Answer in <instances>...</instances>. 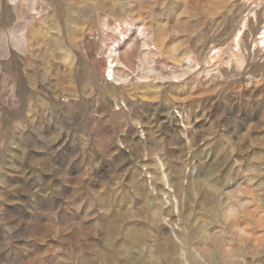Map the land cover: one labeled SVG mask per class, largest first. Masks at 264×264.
Listing matches in <instances>:
<instances>
[{
    "label": "rangeland",
    "instance_id": "obj_1",
    "mask_svg": "<svg viewBox=\"0 0 264 264\" xmlns=\"http://www.w3.org/2000/svg\"><path fill=\"white\" fill-rule=\"evenodd\" d=\"M263 30L264 0H0V264H264Z\"/></svg>",
    "mask_w": 264,
    "mask_h": 264
},
{
    "label": "bare ground",
    "instance_id": "obj_2",
    "mask_svg": "<svg viewBox=\"0 0 264 264\" xmlns=\"http://www.w3.org/2000/svg\"><path fill=\"white\" fill-rule=\"evenodd\" d=\"M244 2H245V0H244ZM245 26H246V23L244 22L243 23V27H245ZM113 28H114L113 29L114 32L112 33V35L117 36V39L116 40L114 39L112 42H110V43H112L111 47H109V51H110L109 52L110 53L109 56L111 57V65L108 67L107 75L109 77L113 78L116 81H121L122 82V81H125V80L128 79L127 78L128 77V73H126V72L124 73V71H129L131 69V61H132V52L131 51H132V47H130L129 52L127 54V57L125 59H122V57H121L122 54H120L119 48H120V46L123 43H126V40L128 38L125 37L126 34L123 33L121 30H120L119 34H117V32H116L117 26L116 27H113ZM145 30L146 29L144 28V26L140 27L139 28L140 34L141 35H144L145 34ZM242 32H243V30L240 29L234 35V42L236 43L237 49L234 48L233 49V52L236 53V55L240 56V58H238L239 60L237 59L238 61H241L242 60V58H241V51H240V41L242 40ZM262 33H264V30L262 31ZM122 34L124 36V41H122L120 39V35H122ZM145 37L146 36L142 37V40H143L142 43H143V45L147 46L148 45V42H147V39ZM111 38L112 37H110V39ZM261 38H263V40H262L263 45H259L260 43H255V45L258 46V47L259 46H261V47L263 46L264 47V35ZM116 41L118 43L117 44H114ZM150 53H151V50L148 47V49L146 51V55L148 56V55H150ZM219 54H220V51L215 49L214 51L211 52L209 58L213 60L214 58H217V56H219ZM191 67L192 66H185L184 69H189ZM154 211L156 213H159V210H157V208L154 209ZM194 238H195V234H192L191 237H190V239L193 240ZM210 239L213 240V241L215 240L217 242H219V240H220V238L218 236L217 237H214L212 235L210 236ZM207 244L208 243L200 244L201 247H202L201 248V252H202L201 254L206 258V260H212L213 261L214 259H216L218 257V255H219L218 253L219 252L217 250H215L214 248H212L211 246L207 245ZM221 251L223 252V250H221ZM224 254H225V252H224ZM226 255H227V253H226ZM223 257H224V255H223ZM193 260L191 262L192 264H202V262L200 260H198V259H195L194 258ZM187 263H190V262L187 261ZM169 264H174V262H170Z\"/></svg>",
    "mask_w": 264,
    "mask_h": 264
}]
</instances>
